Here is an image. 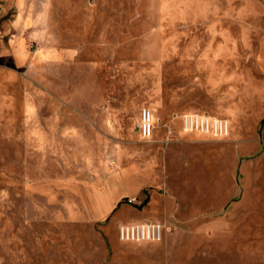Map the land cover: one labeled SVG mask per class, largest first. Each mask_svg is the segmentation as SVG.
<instances>
[{
	"label": "rangeland",
	"instance_id": "1",
	"mask_svg": "<svg viewBox=\"0 0 264 264\" xmlns=\"http://www.w3.org/2000/svg\"><path fill=\"white\" fill-rule=\"evenodd\" d=\"M0 264H264V0H0Z\"/></svg>",
	"mask_w": 264,
	"mask_h": 264
},
{
	"label": "built area",
	"instance_id": "2",
	"mask_svg": "<svg viewBox=\"0 0 264 264\" xmlns=\"http://www.w3.org/2000/svg\"><path fill=\"white\" fill-rule=\"evenodd\" d=\"M182 122L186 129L212 130L217 134H224L227 131L226 121L210 119L197 114H185ZM138 133L144 139H150L154 130L153 113L148 107L141 108L139 120L136 124ZM128 202L141 205L142 201L136 197H128ZM163 232V226L158 222L141 221L136 223H122L117 228L118 238L122 241L131 240H157Z\"/></svg>",
	"mask_w": 264,
	"mask_h": 264
},
{
	"label": "crops",
	"instance_id": "3",
	"mask_svg": "<svg viewBox=\"0 0 264 264\" xmlns=\"http://www.w3.org/2000/svg\"><path fill=\"white\" fill-rule=\"evenodd\" d=\"M127 177V178H126ZM121 179L125 183V191L122 192L123 195H141L144 192L145 188V177L137 170L135 167L125 170L121 174ZM136 197L137 196H133ZM146 200V201H145ZM149 200L148 196L142 200V203H147ZM101 210L100 213L104 214L108 209H99Z\"/></svg>",
	"mask_w": 264,
	"mask_h": 264
},
{
	"label": "bare ground",
	"instance_id": "4",
	"mask_svg": "<svg viewBox=\"0 0 264 264\" xmlns=\"http://www.w3.org/2000/svg\"><path fill=\"white\" fill-rule=\"evenodd\" d=\"M221 107V106H220ZM156 121V120H155ZM153 122H154V118H153ZM150 172V171H149Z\"/></svg>",
	"mask_w": 264,
	"mask_h": 264
},
{
	"label": "trees",
	"instance_id": "5",
	"mask_svg": "<svg viewBox=\"0 0 264 264\" xmlns=\"http://www.w3.org/2000/svg\"><path fill=\"white\" fill-rule=\"evenodd\" d=\"M146 201V200H145Z\"/></svg>",
	"mask_w": 264,
	"mask_h": 264
}]
</instances>
